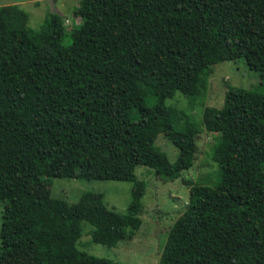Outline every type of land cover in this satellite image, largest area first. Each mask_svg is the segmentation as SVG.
Wrapping results in <instances>:
<instances>
[{
    "label": "trees",
    "instance_id": "obj_1",
    "mask_svg": "<svg viewBox=\"0 0 264 264\" xmlns=\"http://www.w3.org/2000/svg\"><path fill=\"white\" fill-rule=\"evenodd\" d=\"M72 15L68 32L58 15L33 30L19 6H0V261L120 264L78 249L81 224L95 244L131 240L146 189L136 167L171 180L190 169L199 128L187 117L178 128L167 102L179 93L202 107L220 62L264 75V0H80ZM201 125L214 136L213 177L191 184L163 263L264 264V148L253 145L264 87L228 86ZM158 133L178 150L174 164L155 153ZM51 178L131 182L127 212L32 190Z\"/></svg>",
    "mask_w": 264,
    "mask_h": 264
},
{
    "label": "rangeland",
    "instance_id": "obj_2",
    "mask_svg": "<svg viewBox=\"0 0 264 264\" xmlns=\"http://www.w3.org/2000/svg\"><path fill=\"white\" fill-rule=\"evenodd\" d=\"M79 1L0 0V6H19L27 14V26L33 30H38L50 15H58L63 20L64 30L68 32L79 21L72 15ZM206 84L204 94L200 98L203 102L202 107L198 106L193 110L179 93H175L167 102L178 112L175 118L178 128L183 127L185 117L192 119L199 128L196 135V151L190 169L182 172L179 178L171 180L162 179L150 168L137 166L135 176L137 180L146 184L139 215L142 220L141 228L135 231L131 240L121 242L116 247H107L91 241L92 227L84 222L81 224L82 235L77 243L79 250L120 264H164L165 243L169 230L185 210L191 184L210 182L215 169L210 159L214 136L207 133L201 125L203 108H221L228 86L259 91L264 87V75L260 78L257 73L250 71L243 59L224 61L213 66ZM108 129L112 132L136 133L135 128L120 125H112ZM254 144L256 147L264 148V139L257 143L253 142ZM154 149L156 154H164L171 164L177 161L178 150L161 133L157 134ZM132 186L133 184L127 181L51 178L43 186L32 190L49 192L50 196L64 199L69 203L97 205L125 214L131 201ZM1 217L2 204H0V225ZM0 264H32V253L0 261Z\"/></svg>",
    "mask_w": 264,
    "mask_h": 264
}]
</instances>
